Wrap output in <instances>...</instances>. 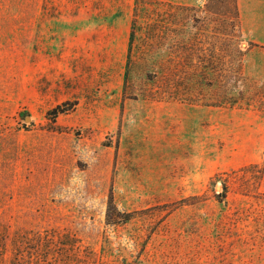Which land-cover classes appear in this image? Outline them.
Here are the masks:
<instances>
[{"label":"rangeland","instance_id":"374dc122","mask_svg":"<svg viewBox=\"0 0 264 264\" xmlns=\"http://www.w3.org/2000/svg\"><path fill=\"white\" fill-rule=\"evenodd\" d=\"M229 2L0 0V264H264V0Z\"/></svg>","mask_w":264,"mask_h":264},{"label":"trees","instance_id":"16d2710c","mask_svg":"<svg viewBox=\"0 0 264 264\" xmlns=\"http://www.w3.org/2000/svg\"><path fill=\"white\" fill-rule=\"evenodd\" d=\"M229 8L231 9L233 20H238V10H237V5H236V0H230V2H229ZM134 26H135V24H133V27ZM133 37H134V29L130 33V40H132ZM260 48L264 49L263 46H261ZM236 52L239 55H241V52L238 49H236ZM129 53H130V47H129ZM240 100L241 99H238L237 100L236 98L232 97L231 100L229 101L228 105L230 107H233V108L234 107L235 108H244V107H239V105H240L239 101ZM250 106H252V105H246L245 108L246 107H250ZM63 112H65V111L62 110L60 107H55L52 111H50L48 113V116H50V118H51L50 120L52 122H54L55 119L58 117V115L59 114H62ZM106 216H107V219L112 220V221L117 220L116 222H119V223L120 222H126V220H127V218H125V216L124 215H121V214H118V216L116 217L117 219H113V217H110V212H108V211H107V215Z\"/></svg>","mask_w":264,"mask_h":264}]
</instances>
